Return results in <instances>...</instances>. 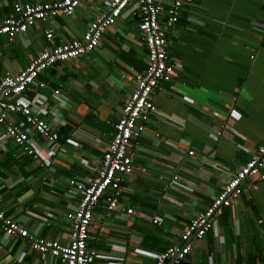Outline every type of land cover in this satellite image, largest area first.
Instances as JSON below:
<instances>
[{
    "label": "crops",
    "instance_id": "crops-1",
    "mask_svg": "<svg viewBox=\"0 0 264 264\" xmlns=\"http://www.w3.org/2000/svg\"><path fill=\"white\" fill-rule=\"evenodd\" d=\"M15 1L0 0V22L15 15ZM110 1L82 0L73 16L47 18L12 40L1 36L0 79L17 75L51 48L45 31L54 33L55 44L82 38ZM157 1L165 9L173 3ZM263 20L264 0L184 1L169 35L175 77L153 90L156 113L131 143L133 172L122 183L125 211H110L105 198L94 210L88 240L98 254L93 264H155L263 142ZM137 23L136 16L120 17L95 50L48 68L41 76L46 86L23 94L58 133L51 145L30 130L38 158L0 123V210L34 236L70 241L66 214L77 209L82 195L67 179L85 182L97 175L135 76L148 65ZM23 120L20 113L7 117L13 124ZM175 176L179 180L171 184ZM262 262L264 182L259 181L224 210L203 239L192 240L182 264ZM0 264L64 263L0 228Z\"/></svg>",
    "mask_w": 264,
    "mask_h": 264
},
{
    "label": "built area",
    "instance_id": "built-area-1",
    "mask_svg": "<svg viewBox=\"0 0 264 264\" xmlns=\"http://www.w3.org/2000/svg\"><path fill=\"white\" fill-rule=\"evenodd\" d=\"M82 0H56L52 2L24 3L16 0L15 15L0 22V37L9 40L47 18L73 16ZM185 0H173L165 9L157 0H111L107 10L91 22L80 39L59 44L53 43L51 31L45 37L51 48L44 49L17 75H6L0 79V123L5 124L7 135L24 151L38 158L30 137L34 130L51 145L58 142V133L49 123L40 118L38 111L24 101L23 94L32 86L45 87L41 76L45 70L60 62H66L95 50L102 35L109 26L125 15L138 17V30L148 52V65L144 73L136 74V86L122 110L119 120L113 124L114 136L105 150L97 175L89 181L68 178V184L82 195L75 211L68 212L70 241L63 244L57 240L37 237L0 210V228L11 238H24L31 247L41 254H50L64 264H93L98 254L88 246L89 230L94 218V210L105 198L110 211L121 209L122 183L133 172L131 143L146 131V124L156 113L152 92L162 83H169L175 77V60L169 53L170 31L179 22ZM264 32V20L262 23ZM60 95V90H54ZM20 113L24 120L19 124L7 121L9 114ZM194 151H189L193 155ZM264 140L256 148L251 158L240 167L236 174L223 186L210 205L199 212L185 227L180 240L166 251L156 256L155 264H182L191 252L192 240L203 239L213 229L224 210L230 208L243 194L254 187L255 182H264ZM175 176L171 184L178 182ZM247 180H251L249 183ZM132 214V209L126 210ZM262 222V220H260ZM153 223L160 221L154 219ZM264 264V262L260 263Z\"/></svg>",
    "mask_w": 264,
    "mask_h": 264
}]
</instances>
